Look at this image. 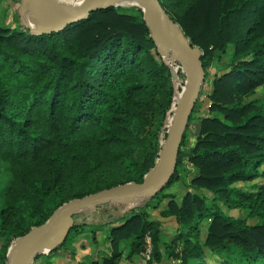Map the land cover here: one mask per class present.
Returning a JSON list of instances; mask_svg holds the SVG:
<instances>
[{
  "label": "trees",
  "instance_id": "obj_1",
  "mask_svg": "<svg viewBox=\"0 0 264 264\" xmlns=\"http://www.w3.org/2000/svg\"><path fill=\"white\" fill-rule=\"evenodd\" d=\"M158 2L200 52L199 95L211 77L210 91L197 98L169 183L145 207L123 212L106 237L109 255L93 264H118L121 243L127 257L139 255L146 234L147 264L159 261L161 247L181 264H264V97L250 99L264 90V0ZM127 10L133 13L108 7L48 35L32 36L20 23L0 26V161L11 176L8 186L0 178V264L56 209L139 184L155 165L175 89L141 9ZM177 78L180 93V68ZM202 103L208 115L194 118ZM188 132L194 142L185 149ZM180 181L187 191L177 201L168 189ZM159 207L176 224L170 244L160 222L149 219L148 209ZM233 210L245 217L226 214ZM86 227L94 238L99 226L74 220L64 241L33 264L72 254Z\"/></svg>",
  "mask_w": 264,
  "mask_h": 264
},
{
  "label": "water",
  "instance_id": "obj_2",
  "mask_svg": "<svg viewBox=\"0 0 264 264\" xmlns=\"http://www.w3.org/2000/svg\"><path fill=\"white\" fill-rule=\"evenodd\" d=\"M116 1L118 0H83L73 10L60 11L53 6L51 0H20L17 15L20 25L30 35H48L59 33L66 27L86 20L92 13L114 6L112 2ZM142 4L139 8L149 27L157 53L162 59L169 58L175 62L186 77L184 87L177 98H174L172 116L155 165L139 184L127 183L102 190L72 200L56 209L43 225L32 228L29 234L15 242L10 249L9 264H33L38 255L51 252L68 235L76 214L111 202L152 197L169 183L176 168L187 123L204 81V71L199 50L192 47L177 28L171 27L158 0H142ZM46 10H54L56 16H49ZM57 237L58 242L49 248ZM18 249L21 250L20 253H17Z\"/></svg>",
  "mask_w": 264,
  "mask_h": 264
},
{
  "label": "rangeland",
  "instance_id": "obj_3",
  "mask_svg": "<svg viewBox=\"0 0 264 264\" xmlns=\"http://www.w3.org/2000/svg\"><path fill=\"white\" fill-rule=\"evenodd\" d=\"M11 1H13V0H11ZM19 1L20 0H18V2ZM52 1L53 0H51V2ZM3 2H5V4H9V5H4ZM13 3L15 4V1H13ZM113 5L114 6H112V7H116V8L119 9L120 12L126 13V14H132L133 13V12L128 11L127 9L137 7L135 5L128 4L124 0H118V1L114 2ZM7 6H8V9H9L10 8V0H0V26L6 25L9 28H15L19 24L17 13H12V16H10L9 12L7 13ZM169 22H170L169 24L171 25V27L173 26L174 28H177V30H179V28H178V26L176 24H174L170 20H169ZM211 81H212V79L210 77L209 80H208V83H206V85L203 87V89H202L203 91L201 92V95H198V98H199V96H200V98L202 96V99H204V100L207 99V96H208L209 91H210ZM179 83H180V80L178 78H177L176 81L173 82V86H174V89H175V95H176L175 97L176 98H177V96L179 94L178 89H177ZM263 97H264V90L262 88H259L258 90H256L255 94L250 99L251 100H256V99H262ZM195 115L196 116H194V118H197V117L201 118V117H205V116L208 115L205 103H202L197 108V112H196ZM195 124H196V119H194L193 124H192L193 125L192 132L195 129ZM192 132L191 133L188 132L187 145H186L185 149H188L189 147H191V145L194 142V136H193L194 134ZM186 167L188 169L190 168L189 165H186ZM188 169H186V170L188 171L187 174L189 175V172H192V169H189L190 171ZM0 178L2 179L3 183L6 186H8L10 184L11 176H10L8 167H7L6 164H4L1 161H0ZM186 179L189 180V177L186 178ZM186 191H187V188L184 186L182 181L175 183L172 187H170L168 189V192H171L172 194H174V196L176 197L177 201H179L184 196ZM150 198L151 197H142V198H135V199H132V200H126V201H120V202H111V203H109L107 205H104L103 208L105 207L106 209H104L103 211L101 210L100 212H98L99 214L93 215V213H91L88 216H90L91 218L93 216H99V220L102 222V221L105 220V215L106 214L113 213V208L117 209V215H120L121 212L129 210L131 208H143V207H145V205L148 203ZM162 205H164V204H162ZM92 210L93 209H87V210H84V211L76 214L74 216V220L79 221L80 217L82 215H87L88 212L92 211ZM161 210H163V207H159V209H156L155 211L148 209L149 219L150 220H156V221L160 222L162 240H164L166 244H170L171 242H173L174 235H175V234L173 235L170 232L172 230V228H173L172 227L173 226L172 222H174V219H172V217H161L160 214H159ZM226 214L231 216V217H234V218H244L245 217V213H243L241 211H238V210L228 211V212H226ZM247 222H248L249 225H253L255 223L254 220H248ZM163 228H164V230H163ZM165 230L168 231V232L165 233L164 232ZM173 233H175V231ZM205 237H206V229H205V226H203L201 231H200V239H201V241H203ZM175 248H176L175 252H178V251L181 250L180 245H177ZM160 250L163 252V256H164L163 259L164 260L160 257L159 262H161V260H163V262L165 260H167V262H170L169 260L173 259L172 256L171 257L167 256L168 254L165 252L164 247H161ZM153 263H155V262H153ZM37 264H45V262L42 261V262H38ZM167 264H171V263H167Z\"/></svg>",
  "mask_w": 264,
  "mask_h": 264
},
{
  "label": "crops",
  "instance_id": "obj_4",
  "mask_svg": "<svg viewBox=\"0 0 264 264\" xmlns=\"http://www.w3.org/2000/svg\"><path fill=\"white\" fill-rule=\"evenodd\" d=\"M13 1H15V4L13 3ZM13 1L10 0L9 9L7 6V13L9 12L10 16H12V13H17L18 10V0ZM3 3L4 5H9L5 4V2ZM104 209L106 208H103V206L93 209L92 211H89L87 215H82L79 221L75 220L78 223H86L89 226H99L95 230V237L92 238L91 229L89 227H86L83 232L78 235L72 243L73 253L65 255H60L59 253L54 254L50 260L52 264H93L97 262L101 257L109 255L108 242L106 241V237L108 231L111 228L120 225V219L122 217L123 212H121L120 215H117V209L113 208V213L106 214L105 220L102 222L99 220V216H93L92 218L88 216L91 213H93V215L99 214L98 212H100L101 210L103 211ZM172 224L173 228L171 231H169L174 235L173 232L176 230V224L175 222H172ZM164 232L166 233L168 231L165 230ZM119 252L121 254V260L118 264H144L143 260L138 254L127 257L128 249L123 243H121V245L119 246ZM160 252L161 258L163 259V252L161 250ZM163 260H161V262L158 261L153 264L170 263L167 262V260L163 262Z\"/></svg>",
  "mask_w": 264,
  "mask_h": 264
},
{
  "label": "built area",
  "instance_id": "obj_5",
  "mask_svg": "<svg viewBox=\"0 0 264 264\" xmlns=\"http://www.w3.org/2000/svg\"><path fill=\"white\" fill-rule=\"evenodd\" d=\"M163 61L169 67V69L171 71L172 81L173 82L176 81L177 80V69L179 68V66L175 62L170 60L169 58L163 59ZM174 98H176V97H174ZM139 255H140L141 259L143 260L144 264L151 262L152 243H151V238L148 234H146L143 238V250ZM170 263L171 264H181V261L179 258H176V259L173 258L170 260Z\"/></svg>",
  "mask_w": 264,
  "mask_h": 264
},
{
  "label": "bare ground",
  "instance_id": "obj_6",
  "mask_svg": "<svg viewBox=\"0 0 264 264\" xmlns=\"http://www.w3.org/2000/svg\"><path fill=\"white\" fill-rule=\"evenodd\" d=\"M124 1L127 2L128 4L135 5L138 7L143 6L142 0H124ZM82 2H83V0H55V1L53 0L52 4L56 9H58L60 11H68V10H73L76 7L80 6ZM112 3H114V2H112ZM46 12L51 17L56 16V13L54 12V10H46ZM58 240H59V237H57V240L49 248H51L53 245H55V243H57ZM20 252H21V250L18 249L17 253H20Z\"/></svg>",
  "mask_w": 264,
  "mask_h": 264
}]
</instances>
